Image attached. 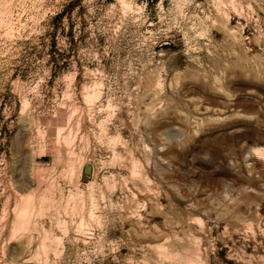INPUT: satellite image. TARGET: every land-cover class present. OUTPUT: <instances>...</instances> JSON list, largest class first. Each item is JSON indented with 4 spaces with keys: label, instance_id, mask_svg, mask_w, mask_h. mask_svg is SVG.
Segmentation results:
<instances>
[{
    "label": "rangeland",
    "instance_id": "374dc122",
    "mask_svg": "<svg viewBox=\"0 0 264 264\" xmlns=\"http://www.w3.org/2000/svg\"><path fill=\"white\" fill-rule=\"evenodd\" d=\"M0 264H264V0H0Z\"/></svg>",
    "mask_w": 264,
    "mask_h": 264
},
{
    "label": "water",
    "instance_id": "95a60500",
    "mask_svg": "<svg viewBox=\"0 0 264 264\" xmlns=\"http://www.w3.org/2000/svg\"><path fill=\"white\" fill-rule=\"evenodd\" d=\"M84 170H85L86 172H89V171L91 170V166H90L89 164H86V165L84 166Z\"/></svg>",
    "mask_w": 264,
    "mask_h": 264
}]
</instances>
